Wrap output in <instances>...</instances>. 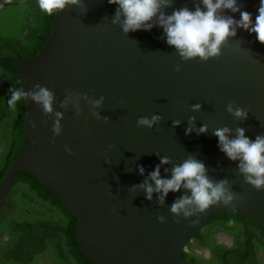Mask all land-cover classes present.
<instances>
[{
	"label": "water",
	"instance_id": "1",
	"mask_svg": "<svg viewBox=\"0 0 264 264\" xmlns=\"http://www.w3.org/2000/svg\"><path fill=\"white\" fill-rule=\"evenodd\" d=\"M82 3L83 8L69 6L54 14L50 34L33 57L6 56L17 63V70L0 79V96L21 82L23 91L39 83L55 93L53 107L64 112V119L62 134L53 142L54 117L44 115L35 102L23 101L24 134L0 180V213L18 174H31L76 218V241L91 264H195L184 259V251L211 225L214 213L236 214L264 229V190L244 182L238 162L220 151L213 134L227 126L233 136L237 127L245 128L253 141L264 135V44L256 34L238 29L218 59L182 61L162 38V28L125 35L111 24L118 5L108 0ZM238 3L252 14L254 24L260 0ZM181 7L195 10L194 0H174L166 12ZM224 15L240 19L238 12L226 10ZM67 92L103 96L97 111L110 122L92 118L86 101H80L79 116L71 104L67 111L60 108ZM233 102L249 110L245 121L226 111ZM196 103L202 105L199 112L191 111ZM152 115L163 117L160 124L137 127L139 117ZM190 116L196 117V128L208 125V132L186 135ZM174 120L182 123L173 128ZM156 154L176 164L194 156L205 164L211 180L228 179L239 199L229 206H210L199 217H174L170 205L183 190L169 193L163 207L158 194L148 201L143 190H129L160 163ZM137 165L144 166L143 176ZM166 167L172 165L161 166V175L170 178ZM159 215L166 217L165 223L157 220Z\"/></svg>",
	"mask_w": 264,
	"mask_h": 264
},
{
	"label": "clouds",
	"instance_id": "2",
	"mask_svg": "<svg viewBox=\"0 0 264 264\" xmlns=\"http://www.w3.org/2000/svg\"><path fill=\"white\" fill-rule=\"evenodd\" d=\"M10 2L11 0H5V3ZM108 3L118 5L111 18L112 25H118L125 35L139 30L151 31L157 26L162 28V38L166 39L168 46L175 48L182 61L199 58L200 61L207 62L213 58L218 59L222 54V47L228 43L229 38L236 37L238 29L255 33L257 40L264 44V0H260L254 24L252 14L242 10V5L238 3V0H194L195 10L181 7L173 9L171 14H168L166 9L172 7L174 0H108ZM38 5L48 15L58 14L69 6L78 8L84 6L82 0H38ZM226 10L232 13L238 12L240 19L224 15ZM175 71H180L179 65L176 66ZM9 92L11 96L7 103L10 108L15 110L18 101L31 100L42 108L44 115L54 117L53 142L62 134L61 121L64 119V112L54 109L53 104L56 97L53 91L35 83L29 91L10 88ZM80 101L87 102L92 118L103 120L105 123L110 122L108 116H101L97 111L104 103L103 96L94 99L87 93L67 92L59 106L67 111L71 104L76 115L79 116ZM201 109L200 103L191 106L193 112H199ZM226 111L240 121H245L249 114V110L241 108L234 102L227 104ZM162 119L161 115H152L151 118L139 117L136 124L137 127L153 129L155 125L160 124ZM195 120V116L188 118L189 126L185 134L189 135L193 131L198 136L206 134L208 125L203 124L196 128ZM181 123V120H174L172 126L175 128ZM36 126L33 122V129ZM245 132L246 129L243 127H237L234 136L232 129L227 126L213 130V134L218 138L220 151L229 160L238 162L237 170L243 176L244 182L257 191H261L264 190V135H257L253 141L245 135ZM109 147L113 146L109 145ZM65 151L69 155H74L67 146H65ZM156 155L160 163L148 173L142 183L132 185L129 190L132 192H136L137 189L143 190L148 201L153 200L154 193L158 194L157 203L161 207L164 206L169 193H178L183 190V194L179 195L170 205V212L174 217L182 216L184 219L199 217L210 206L217 204L229 206L239 199V195L232 191L228 179L211 180L205 164L194 156L188 155L182 163L176 164L170 157ZM105 163L111 164V161L106 160ZM163 165H172L171 169L164 168L165 173L170 172V178L162 177L161 166ZM137 170L140 175H144L143 165H137ZM157 220L165 223L166 217L159 215ZM177 222H179L178 219ZM196 222L197 220H191V223Z\"/></svg>",
	"mask_w": 264,
	"mask_h": 264
},
{
	"label": "flooded vegetation",
	"instance_id": "3",
	"mask_svg": "<svg viewBox=\"0 0 264 264\" xmlns=\"http://www.w3.org/2000/svg\"><path fill=\"white\" fill-rule=\"evenodd\" d=\"M6 56L12 55L0 59ZM1 73L11 76L0 66ZM7 101H0V175L22 139L17 110ZM17 183L21 187H13L10 204L0 213V264H74L64 234L46 228L67 224L66 214L26 182ZM184 259L195 264H264V229L236 214L214 213L211 225L184 251Z\"/></svg>",
	"mask_w": 264,
	"mask_h": 264
},
{
	"label": "trees",
	"instance_id": "4",
	"mask_svg": "<svg viewBox=\"0 0 264 264\" xmlns=\"http://www.w3.org/2000/svg\"><path fill=\"white\" fill-rule=\"evenodd\" d=\"M54 14L55 13L48 15L43 12L39 8L38 0H11L10 3H4L3 7H0V56L10 54L15 58L25 59L37 54L50 34ZM16 64V62L8 57L0 59V66L3 67L4 70H8L9 75H14L16 73ZM5 75L6 74L1 73L0 79L6 77ZM21 84L22 82L10 88L19 89ZM10 88L2 91L0 101L10 98ZM15 108L17 110V125L21 130L20 135L23 137L25 128L23 100L18 101ZM12 160L13 158H11L6 167H4L0 175L1 178L10 166ZM17 180L26 182L30 188L36 190L40 197L49 200L66 214L68 219L67 224L60 225L58 223H53L46 228L47 230L64 234L65 244L68 246L67 251L74 259V264H91L76 241V218L31 174H18L16 181ZM8 204H10L9 201L7 205ZM56 242L58 243V237Z\"/></svg>",
	"mask_w": 264,
	"mask_h": 264
},
{
	"label": "rangeland",
	"instance_id": "5",
	"mask_svg": "<svg viewBox=\"0 0 264 264\" xmlns=\"http://www.w3.org/2000/svg\"><path fill=\"white\" fill-rule=\"evenodd\" d=\"M21 186L17 183L15 186H14V189L15 190H17V189H19ZM62 221V223H63V220H61Z\"/></svg>",
	"mask_w": 264,
	"mask_h": 264
}]
</instances>
